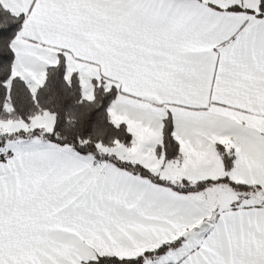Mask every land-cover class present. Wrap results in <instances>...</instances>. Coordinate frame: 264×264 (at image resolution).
<instances>
[{
  "label": "snow or ice",
  "instance_id": "6c2138e0",
  "mask_svg": "<svg viewBox=\"0 0 264 264\" xmlns=\"http://www.w3.org/2000/svg\"><path fill=\"white\" fill-rule=\"evenodd\" d=\"M0 264H264V0H0Z\"/></svg>",
  "mask_w": 264,
  "mask_h": 264
}]
</instances>
